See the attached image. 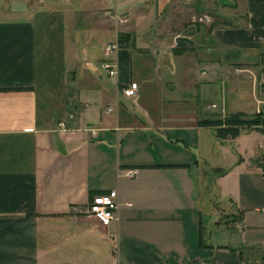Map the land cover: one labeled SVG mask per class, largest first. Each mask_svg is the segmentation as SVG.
Segmentation results:
<instances>
[{
  "label": "crops",
  "instance_id": "1",
  "mask_svg": "<svg viewBox=\"0 0 264 264\" xmlns=\"http://www.w3.org/2000/svg\"><path fill=\"white\" fill-rule=\"evenodd\" d=\"M235 113L264 121V0H0V264H264V130L199 123Z\"/></svg>",
  "mask_w": 264,
  "mask_h": 264
},
{
  "label": "built area",
  "instance_id": "2",
  "mask_svg": "<svg viewBox=\"0 0 264 264\" xmlns=\"http://www.w3.org/2000/svg\"><path fill=\"white\" fill-rule=\"evenodd\" d=\"M117 47L118 45L116 43H108L105 47L106 57L105 61L102 63V68L110 77H115L118 74V64L112 57ZM138 91L139 83L136 81H132L123 88V93L127 97L133 99L138 97ZM211 107L216 108L217 105L212 104ZM260 148L263 150V153L260 156V168L261 173L264 175V142L260 143ZM135 173L136 172L133 170L128 171V175L130 176ZM118 196V191L115 189L93 196L85 211L87 216L96 218L103 225H110L112 221L117 218V209L119 207ZM256 249L264 254V241H262Z\"/></svg>",
  "mask_w": 264,
  "mask_h": 264
},
{
  "label": "trees",
  "instance_id": "3",
  "mask_svg": "<svg viewBox=\"0 0 264 264\" xmlns=\"http://www.w3.org/2000/svg\"><path fill=\"white\" fill-rule=\"evenodd\" d=\"M124 34L119 37V43L125 42ZM203 126L215 127L216 135L218 138L224 139L229 136H238L242 129L258 128L264 130V121L258 117H249L243 113H235L226 115L224 118L216 117L215 119H204L199 122ZM220 171V170H218ZM226 172V171H223ZM202 242V237H201Z\"/></svg>",
  "mask_w": 264,
  "mask_h": 264
},
{
  "label": "rangeland",
  "instance_id": "4",
  "mask_svg": "<svg viewBox=\"0 0 264 264\" xmlns=\"http://www.w3.org/2000/svg\"><path fill=\"white\" fill-rule=\"evenodd\" d=\"M35 2L37 3V5L39 4H41V2H45V3H48V4H53V5H59V3H60V0H35ZM121 34H124V35H126V33H121ZM120 34V35H121ZM108 44V43H107ZM107 44L105 45V47L107 46ZM105 47H104V51H105ZM204 221H205V226H206V228H207V230H206V232H205V240H206V242H209L210 241V237H209V227H208V225H207V223L209 222L208 221V217L207 216H204Z\"/></svg>",
  "mask_w": 264,
  "mask_h": 264
}]
</instances>
